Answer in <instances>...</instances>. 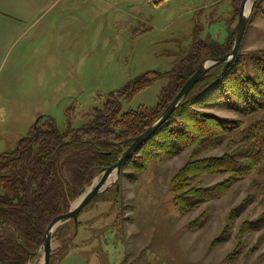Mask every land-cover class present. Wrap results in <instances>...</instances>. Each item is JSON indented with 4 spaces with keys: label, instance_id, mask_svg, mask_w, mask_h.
<instances>
[{
    "label": "rangeland",
    "instance_id": "obj_1",
    "mask_svg": "<svg viewBox=\"0 0 264 264\" xmlns=\"http://www.w3.org/2000/svg\"><path fill=\"white\" fill-rule=\"evenodd\" d=\"M146 1L98 0L96 17L82 10L79 30L68 29V18L66 30H58L57 17L49 20L50 30H43L48 21L41 23L40 14L32 36L22 37L0 64V154L14 152L37 118L51 117L64 132L65 115L71 110V128L79 129L110 93L147 72H169L189 53L193 30L202 59L210 47L229 53L232 36L227 37V27L234 31L239 9L231 18L227 1ZM41 5L0 0V30H23ZM261 53L264 0L257 1L250 15L235 71L253 78L256 68L264 67ZM26 55H31L27 75L22 68ZM14 58L17 67H11ZM167 84L160 79L122 102L121 113L155 108ZM210 96L205 88L197 90L191 108L231 123L235 130L229 138L174 155L152 146L131 157L118 182L81 211L76 230L69 222L54 232L49 264H264V164L243 178L192 169L194 162L230 155L240 159L253 151L264 133V100L244 97L241 103ZM16 107L22 109L18 116ZM181 128L178 118L170 124L172 130ZM100 174L76 194L68 211ZM222 183L227 190L219 199L204 202L199 197ZM34 253H28L24 264L41 263L40 250Z\"/></svg>",
    "mask_w": 264,
    "mask_h": 264
},
{
    "label": "trees",
    "instance_id": "obj_2",
    "mask_svg": "<svg viewBox=\"0 0 264 264\" xmlns=\"http://www.w3.org/2000/svg\"><path fill=\"white\" fill-rule=\"evenodd\" d=\"M220 1L229 3V9L233 11L231 18H234L242 0ZM234 35L235 29L230 33L227 27V37L232 36L228 52ZM192 36L189 53L169 72H147L122 90L110 93L99 107L91 109L85 116L88 121L79 129L71 128V110L65 115L64 132H59L55 121L45 116L19 139L14 152L0 154V264H24L28 253L33 254L39 248L49 223L66 214L76 194H80L98 172L115 164L131 140L143 134L157 120L200 62L227 54L224 53L226 48L210 47L208 56L202 59V51L194 42V30ZM260 55L264 56V53ZM236 61L224 74L219 67L198 82L175 113L134 155L147 147L150 150L152 146L157 152L174 155L194 146L209 143L214 146L227 140L235 127L195 113L190 103L200 96L194 97L201 88H205L211 99L219 97L214 99L216 101L223 98L226 101L241 100L242 103L244 97L264 100V67L256 68L253 78L245 79L242 72L235 71ZM160 79H167L168 84L161 90L155 108L121 113L122 102H129ZM177 118L182 127L180 131L170 129L171 122ZM256 145L253 151L240 159L230 155L194 162L192 169L196 172L204 170L208 174L227 173L237 178L249 176L264 164V133ZM226 190L225 183L218 184L199 197L204 202L216 200Z\"/></svg>",
    "mask_w": 264,
    "mask_h": 264
},
{
    "label": "water",
    "instance_id": "obj_3",
    "mask_svg": "<svg viewBox=\"0 0 264 264\" xmlns=\"http://www.w3.org/2000/svg\"><path fill=\"white\" fill-rule=\"evenodd\" d=\"M258 0H242L235 27V35L231 51L218 58L204 59L200 62L194 74L181 87L175 98L160 114L155 122L147 128L140 136L131 140L130 146L125 149L114 165H111L101 171L100 179L90 185L83 194L75 201V205L70 210L55 219L47 226L38 248L42 253V261L40 264H49L52 236L54 232L62 225L72 222L74 229L77 228V219L81 211L92 201L94 197L105 192L112 184H116L119 180L123 165L127 162L147 141H149L157 132V130L175 113L183 99L188 95L190 90L208 74L219 67H222L221 73L224 74L236 61L241 42L243 40L246 27L250 20V15ZM249 4V6H247ZM39 118L36 119V122ZM114 177V181L111 178ZM31 255H36L33 253Z\"/></svg>",
    "mask_w": 264,
    "mask_h": 264
},
{
    "label": "crops",
    "instance_id": "obj_4",
    "mask_svg": "<svg viewBox=\"0 0 264 264\" xmlns=\"http://www.w3.org/2000/svg\"><path fill=\"white\" fill-rule=\"evenodd\" d=\"M28 2L31 4L32 0H28ZM36 3H42L41 7L37 9V11L32 15L30 18H28L25 14V16L28 18L27 22L28 25H24L22 28L23 30H10L9 32H2L0 30V64L2 61L6 58V53L10 48H12L14 45H17L18 42L22 39L24 36H29L30 33L32 36L33 30L35 26L39 23H35V21H39V16L41 14V23H43L45 20L48 22L46 24H43L42 28L43 30H50V21L54 20L55 17L59 20V22L56 23L58 30H66V23L67 18L69 19V22L67 24H70V30H79L81 28V15L82 10H84V13L89 18L96 17V13L98 10V0H34ZM163 0L159 3H162ZM46 3L45 5H43ZM32 10V9H31ZM27 14H30V11H28L27 8ZM1 14V13H0ZM33 14V13H32ZM51 14L54 15L51 16ZM44 17V18H43ZM48 17V18H47ZM65 26V27H64ZM13 50V49H12ZM27 53V52H25ZM23 54H17L16 57H22ZM25 60H23L22 68L24 69V74L27 75L28 68L30 70L31 64H30V57L27 55ZM17 59L14 58L11 63V67H17ZM18 93L15 91V98L17 97ZM22 95V94H21ZM27 97V96H26ZM19 112L18 107L14 108L15 116H18L22 113V109ZM33 123H31L32 125ZM33 126V125H32ZM31 126V127H32ZM30 127V128H31ZM29 128V129H30Z\"/></svg>",
    "mask_w": 264,
    "mask_h": 264
},
{
    "label": "built area",
    "instance_id": "obj_5",
    "mask_svg": "<svg viewBox=\"0 0 264 264\" xmlns=\"http://www.w3.org/2000/svg\"><path fill=\"white\" fill-rule=\"evenodd\" d=\"M162 0H147L146 1V4L147 5H154L155 3H159L161 2ZM210 1H213V2H216V1H220V0H210Z\"/></svg>",
    "mask_w": 264,
    "mask_h": 264
},
{
    "label": "bare ground",
    "instance_id": "obj_6",
    "mask_svg": "<svg viewBox=\"0 0 264 264\" xmlns=\"http://www.w3.org/2000/svg\"><path fill=\"white\" fill-rule=\"evenodd\" d=\"M247 6H249V4H248ZM74 205H75V204H74ZM74 205H73V206H74Z\"/></svg>",
    "mask_w": 264,
    "mask_h": 264
}]
</instances>
